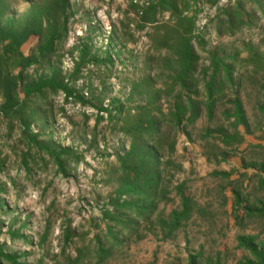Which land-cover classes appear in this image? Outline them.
<instances>
[{"label":"rangeland","instance_id":"374dc122","mask_svg":"<svg viewBox=\"0 0 264 264\" xmlns=\"http://www.w3.org/2000/svg\"><path fill=\"white\" fill-rule=\"evenodd\" d=\"M42 1L7 0L10 14L1 25L12 18L18 27ZM168 1L68 0L67 20L57 17L63 40L49 56H40L35 36L21 46L30 59L22 66L18 92L26 107L9 116L0 113V246L16 255L17 264H66L77 250L95 262L97 248L109 247L104 214L113 209L110 197L119 187L117 156L130 143L121 131L122 118L145 105L148 86L164 89L181 73L169 44L188 19L198 53L194 97L206 98L201 70L209 67L208 81L211 55L231 64L235 86L220 69L216 79L224 85L214 96L212 118L203 109L193 125L181 129L164 116L157 149L162 163L171 161L162 166L170 200L158 205L151 221L179 208L173 188L183 181L203 212L168 239L144 223L130 236L118 233V242L100 264H187L188 255L198 253L204 264H239L252 257L237 247V237L257 236L264 244V215L256 212L264 204V189L258 185L264 178L259 170L264 165V70L246 62L247 45L264 54V0H175L181 15L166 10ZM145 16L155 22L143 21ZM19 70L13 67L14 74ZM51 79L68 84L73 95L65 98L62 91L46 87L25 98L26 85ZM234 99L249 128L239 125L240 142L225 146L220 138L235 130L233 118L223 114L234 112ZM171 100H159L164 115ZM65 149L69 153L61 154ZM234 190L241 196L238 206Z\"/></svg>","mask_w":264,"mask_h":264},{"label":"trees","instance_id":"16d2710c","mask_svg":"<svg viewBox=\"0 0 264 264\" xmlns=\"http://www.w3.org/2000/svg\"><path fill=\"white\" fill-rule=\"evenodd\" d=\"M67 6L68 0H43L40 5L33 6L26 12L22 19L23 21L17 25L18 27H14L12 18L6 19L5 25L2 26L1 21L10 14V8L7 0H0V113L3 116H9L12 112L16 113L17 109L21 111L26 107V101L20 100L18 92L23 80L22 66L30 59L23 56L20 50L21 46L30 37L35 36L39 38V49L37 50L40 56H49L53 52L55 44L63 40V37L58 32L57 20L59 19L57 17L65 15ZM161 6H164V3ZM166 8L172 14L181 15L175 0H169ZM66 20L67 17H65ZM142 20L150 23L155 22L154 17L147 19L145 16ZM177 22L178 25L182 26L180 21ZM191 29L192 20L188 19L187 27L183 30L184 33L178 32V38H174L172 43L169 44L180 65L181 73L173 79V82L165 84L164 89H153L152 86H148L146 91H144L146 93L145 105L136 109L139 110L136 115L132 116L127 111L125 117L122 118L121 131L126 137H129L130 143L129 149L123 155L117 156L119 187L116 189L114 196L110 197L109 203L113 209L104 214L106 235L112 241L111 244L107 248L103 246L97 248L94 257L95 262H91V259H86L82 250H77L76 256L74 258L68 257L66 264L102 263L113 243L118 242V233L124 232L123 234L130 236L137 231L141 223L148 226H156L163 239H168L191 220L195 213L202 214L203 211L199 208L197 202L186 193V182L183 181L173 188V192L180 201L179 208L171 211L167 216L158 213L154 221H151L152 216L158 209V205L170 200L168 197L170 194L169 187L165 186L162 180V166L170 165L171 161L167 159V161L162 163L157 149L161 142L160 127L165 118L164 116H166V121L169 120L168 124L170 126L174 128L182 127L181 129L193 125L200 117L203 109H205L208 118H212L216 100L214 96L219 93L224 85L221 79H216L220 69L223 71L227 83L232 87L235 86L231 64L226 63L221 58L216 59L211 55L212 63L210 67L213 71L208 81H205V78L209 67L201 71L206 98L203 101L194 97L195 93H197L196 88L199 81L193 77L196 72L195 62L197 57L194 54L191 42ZM60 30L62 31L63 29ZM247 46L250 53L246 62L254 65L256 69L264 70V54H259L251 45ZM233 59L236 60V57ZM16 65L21 66V70L14 74L13 67ZM177 85H179L178 92L175 91ZM46 87L50 88L52 92L62 91L65 98H70L73 95V90L68 84L51 79L44 82L41 81L35 85H26L23 91L25 98L41 92L42 88ZM162 96L171 97L172 99V104L168 106L166 115L162 113L159 105V100ZM75 99L80 100L78 98ZM232 104L234 112L224 113L223 115L229 119L233 118L234 123L232 126L235 131L233 135H224L220 138L221 143L225 146L240 142L241 138L237 132L239 125H242L247 131L249 128L240 101L234 99ZM118 111L121 113L122 107L118 108ZM154 111L156 115L153 114ZM185 135L190 139L187 132ZM169 149L170 153L174 152V140L170 143ZM68 153L67 149L61 152V154ZM222 159H226V157L223 155ZM57 162L61 166L59 155ZM249 166L251 167V165ZM178 168L182 169L180 165ZM259 170L262 172L264 165H259ZM258 185L264 189L263 177L258 181ZM233 192L235 193V204L238 206L241 196L236 190ZM121 200L122 203H120ZM251 212L246 214L251 215ZM256 212L264 215V204ZM148 232H153V235L156 236L152 229H148ZM66 238H68V234ZM138 238H141V236H138ZM257 239V236L237 237V247L248 251L252 257V260L239 264H264V244L257 242ZM200 256V253L188 255L187 264H204L199 261ZM16 258V255L5 253L0 246V264H3V262L17 264ZM205 264L218 263L209 261Z\"/></svg>","mask_w":264,"mask_h":264},{"label":"crops","instance_id":"0c3cea01","mask_svg":"<svg viewBox=\"0 0 264 264\" xmlns=\"http://www.w3.org/2000/svg\"><path fill=\"white\" fill-rule=\"evenodd\" d=\"M191 42H192V41H191ZM193 51H194V54H195V55L198 54V53L194 50V47H193ZM196 57H197V56H196ZM196 68H197V65L195 66V70H196ZM210 69H211V67H210ZM201 71H202V70H201ZM193 77L197 79V77L195 76V74H194ZM205 114L207 115L206 112H205Z\"/></svg>","mask_w":264,"mask_h":264}]
</instances>
